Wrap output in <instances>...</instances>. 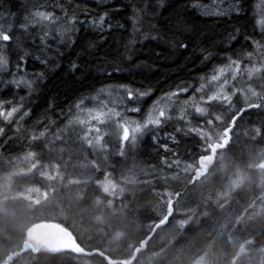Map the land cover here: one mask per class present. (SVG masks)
Returning <instances> with one entry per match:
<instances>
[{
  "label": "trees",
  "instance_id": "obj_1",
  "mask_svg": "<svg viewBox=\"0 0 264 264\" xmlns=\"http://www.w3.org/2000/svg\"><path fill=\"white\" fill-rule=\"evenodd\" d=\"M206 1L0 0L15 37L3 42L0 110L20 108L0 117V264H264V0L224 16L202 13ZM38 10L55 22L22 30ZM231 60L235 88L209 82ZM205 83L231 104L205 103L211 92L193 90ZM173 92L161 124L121 146L119 117L144 119ZM90 110L112 114L99 132ZM43 222L88 252L35 238Z\"/></svg>",
  "mask_w": 264,
  "mask_h": 264
},
{
  "label": "snow or ice",
  "instance_id": "obj_2",
  "mask_svg": "<svg viewBox=\"0 0 264 264\" xmlns=\"http://www.w3.org/2000/svg\"><path fill=\"white\" fill-rule=\"evenodd\" d=\"M56 20V17L49 12H44V11H36L34 13H30V19L27 20L25 23L20 25V28L22 30H26L29 27V23H41V22H48V23H54ZM104 23V17H100L97 24L98 25H103ZM11 29L5 30L3 27H0V70H2L3 68L6 67L7 65V58L3 55V51L4 48L6 47V45L3 42H9V41H13L15 39V37H13L12 35L9 34ZM257 48H260V45L257 44ZM19 54V53H18ZM28 55V53H23V54H19L20 60L23 61L25 59V57ZM251 53H249V56L251 57ZM232 66L235 67L236 71L239 72L240 70V63L237 60H231L230 65L228 66L229 68H231ZM73 67H75V65H73ZM261 69L260 68H251L249 69V76H251L252 73H256V72H260ZM219 74L218 75H212L211 77V81H217L221 78L222 74H225V69L224 68H220L218 69ZM235 78V77H234ZM23 83L25 85L30 86L29 81H23ZM224 85L228 84V80H224ZM204 89V85H201L200 87H198L197 89H195L196 92H201ZM103 91V90H102ZM181 92H187L188 89L187 87H184L182 89H180ZM236 93L233 92V95H235ZM133 93L129 90L128 92V96L129 99H131ZM140 96H147L148 93H139ZM171 95H179L178 92H174ZM257 93L255 91L252 92V96H256ZM168 99H171V96L167 97ZM201 99H204L203 97ZM226 101L229 104H231L232 102V96L228 95V94H224L222 92H218L216 94L213 95H209L207 96L206 100L204 101L205 103H210L212 101ZM77 107H79V105H77ZM249 107H260V105L258 104H251L249 105ZM133 111H139V109H132ZM20 108L18 107H11L7 112L0 110V117H4L5 119L11 118L15 113L19 112ZM154 111H158V116L153 117V116H149L148 120H147V124H152V125H157L159 126L161 124V119L166 117V111L163 108H158V109H154ZM208 109L205 107H199L197 106L195 108V112L199 113L201 115H205L207 113ZM26 114V113H25ZM104 115L105 113L103 112H97L95 115H92L91 113H89L90 119L91 120H95L98 121L100 124L105 123L104 120ZM116 116H119V112L115 113ZM217 120L220 119L219 116L216 117ZM71 123V122H70ZM79 124H84L85 121L84 120H79L78 121ZM208 124H211L212 121L209 120L207 122ZM235 123V120H233V124ZM147 124L144 125V127H147ZM0 131H2V129H0ZM89 132L91 131H96L99 132L100 129L97 127L95 129L89 128L88 129ZM190 131H195L197 132L199 135H202L203 132L200 129H190ZM143 132V128L140 125H136L135 127L131 128V133L129 130V127L124 126L123 127V131H122V137H121V146H124L123 142H128L131 141V144L134 146L136 144L137 141V134H142ZM41 135H43V132L41 133ZM102 139V137H101Z\"/></svg>",
  "mask_w": 264,
  "mask_h": 264
},
{
  "label": "rangeland",
  "instance_id": "obj_3",
  "mask_svg": "<svg viewBox=\"0 0 264 264\" xmlns=\"http://www.w3.org/2000/svg\"><path fill=\"white\" fill-rule=\"evenodd\" d=\"M197 6L199 7V9H200V11L202 13H205V14H208V15H226V14H230L232 12L238 11V9H239V4H238L237 0H207L206 2L198 3ZM98 20L99 19H95V20L91 21V23L93 25L98 26V27H102L104 25V23H103V25H98L97 24ZM104 22H105V17H104ZM224 69H225V75H227V76H225L223 74V75H221V78L219 80H217V81H211V78H210L209 82H221V85H224L223 82H224L225 79L230 81L228 83H231L239 75V72H237L236 69L233 66L231 68L227 67V68H224ZM229 69H232V70H229ZM227 70H229V71H227ZM226 73H228V74H226ZM218 74H219V72L217 71L214 75H218ZM239 78H240V75H239ZM203 85H204V89H206V91H207V89L209 87V84L205 83ZM207 92H211L210 95H213V94L216 93V92L214 93V90L207 91ZM178 93H180V92H178ZM169 96H171V99H168V98L161 99L160 101H162L163 103L158 102V104H157L158 106L156 105V107H155V109L163 108L166 111V115L168 114L169 110L172 111L174 109V107L176 106V104H177V100L175 98L173 99V95H168V97ZM207 96H209V94ZM207 96L205 97V99L207 98ZM165 101L167 103H165ZM195 105H196V103H195ZM205 105H206L205 103H201V104H197L196 106L208 108V107H206L207 105L206 106ZM196 106H194V108H196ZM151 111L153 112L154 109L151 110ZM151 111L149 113H151ZM97 112H100V111H97V110L91 111L90 110V113L92 115H95ZM149 113L145 116L144 119L131 118L129 116H121V117H119V120H117V121L122 122V123H124L125 126L129 127V130H130V133H131V128L135 127L136 125H140L143 128L144 125L147 124V120H148L149 116H153V117L158 116V111H154L150 115H149ZM216 114H217V112H216ZM110 115H112V114L108 113V114L104 115V117H103L104 120L105 121L109 120ZM87 123L89 125V128L95 129V128L98 127L99 129H101L100 123L98 121L91 120L90 117H88ZM148 125H152V124H147V126ZM213 134H214V132H213ZM167 137L168 136L165 135L164 138H167ZM170 137L172 138L173 136H170ZM107 188L109 190H113L115 188V186L112 183H107ZM119 215L123 216V214H119ZM113 220H114V218L112 219V221ZM197 264H201V263H197Z\"/></svg>",
  "mask_w": 264,
  "mask_h": 264
},
{
  "label": "water",
  "instance_id": "obj_4",
  "mask_svg": "<svg viewBox=\"0 0 264 264\" xmlns=\"http://www.w3.org/2000/svg\"><path fill=\"white\" fill-rule=\"evenodd\" d=\"M30 233L35 238H42L46 244H52L54 250L70 248L80 253L88 252L70 229L57 222L39 223Z\"/></svg>",
  "mask_w": 264,
  "mask_h": 264
},
{
  "label": "bare ground",
  "instance_id": "obj_5",
  "mask_svg": "<svg viewBox=\"0 0 264 264\" xmlns=\"http://www.w3.org/2000/svg\"><path fill=\"white\" fill-rule=\"evenodd\" d=\"M197 3H198V2H197ZM195 7H196V6H195ZM198 9H199V8H198ZM204 14H205V13H204ZM223 16H224V15H223ZM226 66H227V65H226ZM222 68H223V66H222ZM229 70H232V69H229ZM229 70H227V71H229ZM230 73H231V72H230ZM230 73H229V74H230ZM226 74H228V73H226ZM222 75H223V74H222ZM224 75H225V74H224ZM225 76H227V75H225ZM230 76H231V75H230ZM223 77H224V76H223ZM225 78H226V77H225ZM228 79H229V78H228ZM226 80H227V79H226ZM222 82H223V81H222ZM228 82H230V81H228ZM231 83H232V82H231ZM231 83H230V84L228 83V85H232ZM232 86H233V85H232ZM233 87H234V86H233ZM230 88H232V87H230ZM234 88H235V87H234ZM193 90L195 91V89H193ZM238 90H239V89H238ZM232 91H233V90H232ZM189 94H190V93H189ZM197 94H198V93H197ZM200 95H201V94H200ZM188 96H189V98H190V95H188ZM191 97H193L192 100H191V99H189V100H191L192 103H193V101L195 100V99H194V95H192ZM199 97H201V96H199V94H198V98H199ZM195 98H196V97H195ZM198 98H196V99H198ZM201 98H202V97H201ZM199 101H201V99H200ZM157 102H158V101H157ZM159 102L163 103L162 101H159ZM195 102H196V101H195ZM201 102H203V100H202ZM165 103H167V102L165 101ZM189 103H190V102H189ZM189 103H188V105L190 106ZM198 103H199V102H198ZM193 104H194V106L197 105V103H196V105H195V103H193ZM199 104H200V103H199ZM155 105H157V104H155ZM188 105H187V107H189ZM202 105H203V104H202ZM157 106H158V105H157ZM184 106H185V105H184ZM192 107H193V106H192ZM196 107H197V106H196ZM184 108H185V107H184ZM182 109H183V108H182ZM185 109H186V108H185ZM187 109H188V108H187ZM190 109H191V108H190ZM193 110H194V107H193ZM183 111L185 112V110H183ZM194 111H195V110H194ZM153 112H154V111H153ZM153 112L151 111V113H149V115L152 114ZM189 112H190V110H189ZM189 112H188V113H189ZM192 112H193V111H192ZM185 114H187V113H184V116H185ZM193 114H194V113H193ZM195 114H197V113H195ZM73 115H74V114H73ZM149 115H148V116H149ZM187 115H188V114H187ZM191 115H192V114H191ZM74 116H75V115H74ZM76 116H78V115H76ZM76 116H75V117H76ZM72 117H73V116H72ZM69 118H70V117H68V119H69ZM73 118H74V117H73ZM73 118H71V119H73ZM79 118H80V116H79ZM79 118H77V120H78ZM71 119H70V120H71ZM64 120L66 121V119H64ZM70 120H68V121L70 122ZM74 120H75V119H74ZM161 120H162V119H161ZM78 121H79V120H78ZM143 121H144V120H143ZM73 122H74V121H73ZM76 122H77V121H76ZM67 123H68V122H67ZM169 141H170V140H169ZM175 141H176V140H175ZM170 142H171V141H170ZM239 240H240V239H239Z\"/></svg>",
  "mask_w": 264,
  "mask_h": 264
}]
</instances>
